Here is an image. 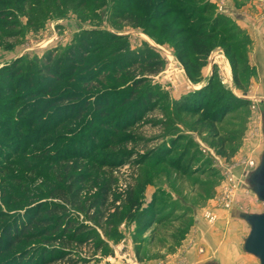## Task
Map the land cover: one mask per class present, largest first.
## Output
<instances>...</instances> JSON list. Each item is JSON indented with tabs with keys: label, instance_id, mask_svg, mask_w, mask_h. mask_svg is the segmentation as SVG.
Returning a JSON list of instances; mask_svg holds the SVG:
<instances>
[{
	"label": "rangeland",
	"instance_id": "rangeland-1",
	"mask_svg": "<svg viewBox=\"0 0 264 264\" xmlns=\"http://www.w3.org/2000/svg\"><path fill=\"white\" fill-rule=\"evenodd\" d=\"M53 1H39L35 7L42 13L31 22L18 4L0 5V234L16 219H25L34 204L57 201L65 203L74 225L85 226L84 240L72 239L70 231L61 241H27L1 254L0 264L16 261L20 252L35 257L42 249L52 257L47 249L54 247V259L47 264H187L182 247L187 238L205 256L197 264H260L243 249L250 225L241 214L261 212L264 203L255 207L240 197L248 191L256 195L250 174L264 150V93L252 98L239 93L253 81L255 67L244 58L233 67L220 44L221 37L235 31L217 26L207 39L213 47L207 56L190 44L197 50L189 56L191 77L180 57L183 45L176 44L189 32L175 34L174 29L208 18L196 14L192 21L169 22L179 17L178 9L197 13L199 0H161L148 22L153 0H139L144 5L133 16L121 13L131 5L127 0H90L76 10ZM14 19L17 32H9ZM135 21L141 25L134 26ZM239 37L230 39L236 52L249 45L247 38L237 44ZM81 38L104 49L87 48L84 55L75 51L68 58ZM217 48L227 57L211 64L209 54ZM108 51L112 56L102 59ZM50 52L53 72L45 73ZM60 57L63 62L56 63ZM154 60L162 69L145 72L143 67ZM12 68L16 74L10 80L4 72ZM58 71L62 75L53 80ZM134 77L147 80L134 100L119 104ZM45 84L53 91L42 92ZM199 84L214 99L203 109L200 100L190 98L197 95L187 92ZM147 85L155 89L145 97ZM102 94L108 96L107 109L113 108L107 122L94 105ZM140 95L146 107L138 105ZM62 97L71 98L61 102ZM25 108L30 110L21 114ZM126 113L130 121L122 119ZM47 120L50 131L40 136L37 129ZM9 124L11 132L5 129ZM80 173L85 180L69 186ZM58 186L65 199L54 197Z\"/></svg>",
	"mask_w": 264,
	"mask_h": 264
},
{
	"label": "trees",
	"instance_id": "trees-1",
	"mask_svg": "<svg viewBox=\"0 0 264 264\" xmlns=\"http://www.w3.org/2000/svg\"><path fill=\"white\" fill-rule=\"evenodd\" d=\"M39 1H47V0H0V5L6 6V8H13L12 6H16L17 4L20 6V9L27 13L29 15V22L34 20V17H39L38 14H41L42 12H40L38 9H36V4H38ZM90 0H54V4L56 5V7H62L64 9H68L69 7H72V10H76V8H82L85 5H87V2ZM131 5L129 7V9L127 8H122L121 9V13H125L128 14L130 16H133V12L137 11H141L142 7H143V3L138 2L139 0H127ZM161 0H153L152 4H151V12L148 14V18H147V22L152 19L155 16V9L158 6L159 2ZM46 4V3H45ZM143 4V5H142ZM199 7L198 12L196 13V11L192 10L190 12H187L186 9L183 10H177V13H179V17L175 18L173 20H171L169 22V25H177V22H180L182 19L184 21H192L195 17L196 14H202L204 16H207V21H203L200 22L198 24L196 23H190L188 24L189 26L185 29H181V28H176L174 29V33L175 34H181L183 32H189V35L187 37H185L183 40H178L176 44H181L183 45L181 51H180V57L181 59L184 61L185 66H186V70H187V74L191 75L190 73V63H189V56L193 51H197L195 48H193V50L190 49V44H192L193 46H199V52L201 53H205L206 56L208 55V53L210 52V49L213 48L212 45H208L207 44V39H209L210 37L213 38V36L217 33V26L223 25L224 27L222 29L226 30L228 28H232L233 32L232 35H228V36H224L221 37L219 42L220 44L225 46V52L230 55L231 57V61H232V65L233 67H236V63H238L241 58H244L246 60L247 59V55H246V49L247 47H240L237 50L239 52H236V49H233L232 45H230V39H232L234 36L236 37H240L237 38L239 43L240 40L247 38L246 36H242L240 34V29L239 27H237L236 25L230 24L229 22H226L225 20H223L220 17H214L213 16V10L212 7L207 4L205 2V0H199L198 2H196V5ZM12 12L10 14H14V9H9ZM35 10V11H32ZM65 11V10H63ZM85 13L84 10L81 12V14ZM47 15V12L44 13V15ZM5 16V14L3 15ZM84 18V14L81 15ZM142 16V15H140ZM135 17L137 18V15H135ZM142 18V17H141ZM139 19H136V21ZM133 22L132 24L134 26H138L141 25V22ZM147 22H144L143 24H146ZM17 24H18V20L14 19L9 25H7L9 32H17L15 30H17ZM193 25H198V26H193ZM202 25H204L205 27H203ZM96 33V32H95ZM235 34V35H233ZM111 37H115V34H111ZM247 41H249V39L247 38ZM248 43V42H247ZM92 46V47H91ZM87 44L86 41L84 39L81 38V41L79 42L78 46H72L70 48V55H68V58L73 59L75 57V51H81L82 54L84 55L87 51H89V49L87 48H93V51H97V48L99 49H104L103 45H99V44ZM247 46V45H246ZM76 49V50H74ZM113 51H108L105 52L102 56V59H108L112 56ZM82 55V56H83ZM46 62L44 64L43 67V71L45 73H49V72H53V69L51 67V63L53 62V58H54V54L53 52H50L49 54H47L46 56ZM154 57H157V55L155 54ZM146 57H144L145 59ZM63 62V59L60 57L56 63L61 64ZM144 62V61H143ZM160 61H152L151 64H149V67H143L144 71L150 74H154L159 72L162 69V65L161 63H159ZM249 62V61H248ZM109 64V63H108ZM144 65V64H143ZM142 65V66H143ZM71 67H76L77 66V61L72 63L70 65ZM109 66V65H108ZM246 66V65H243ZM73 68L71 70H73ZM42 70V69H41ZM11 74H16V71L12 68L10 71H5L4 75L9 78L10 80L13 79V75ZM58 77H53V80H56L57 78H60V71H58L57 73ZM190 77V76H189ZM192 77V75H191ZM30 79L31 82L34 81V75L30 74V76L28 77ZM147 79L145 77H139L136 78L134 77L132 79V86H131V91L123 94L124 96L122 97V101H120L119 104H121L122 102H124V104H126L128 101L134 100V98L136 97V91L138 90V87L143 86V84L145 83ZM214 77H212L210 79V84L211 82H213ZM21 85V83H19V86ZM209 86V84H208ZM207 86L198 89L196 91H193L189 94H196L198 96V98L196 97H192L190 96V98L193 99H198L201 102L199 103L200 108L203 109L202 106L208 105V103L213 102V98L211 99V96L209 97V95H211L210 90L208 92V90L206 89ZM44 90L42 92H50L53 91V89H50V86L48 84L43 85L42 87ZM13 89V88H12ZM6 89L7 91H13V93L17 90V89ZM154 86L153 85H147L146 89H144L145 93L143 94L145 97L147 96V94H149L150 96L152 95L153 91H154ZM0 89V93H1ZM189 95L187 94L184 99H188ZM222 96V95H221ZM227 96V95H225ZM205 97V98H204ZM71 97H62V99H60L61 102H65L66 100H69ZM209 98V99H208ZM227 98V97H226ZM231 98V100H226L225 103V108L227 109L232 103H233V98L234 97H229ZM238 98V97H237ZM137 99V98H136ZM139 100V99H138ZM239 100V99H237ZM140 101L141 103L138 102V105H141L146 107L147 105L144 103L143 101V96L140 95ZM109 102L108 96L106 94H102L100 97H98L94 103L95 107H97V111H99V113L101 114V116H105L104 121L107 122L106 117L108 118V116H110L112 114L113 108L111 109H107V104ZM117 101H114V104H118L116 103ZM245 102H247L245 100ZM194 103V101H193ZM239 104V103H238ZM6 106L8 109H10V105L6 104L4 105ZM236 106V105H235ZM143 107V108H144ZM30 108V107H29ZM29 108H25L23 109V112L21 114H24L25 112L29 111ZM48 110V109H47ZM148 110V109H147ZM141 108L138 107V111L140 112ZM230 111V109L228 110V112ZM142 112V111H141ZM135 113V112H134ZM128 113L121 115V117L123 116L124 118H127V120H131L128 118ZM69 114L66 115V117L68 118ZM134 119H136L138 117V115H134ZM122 117V119H123ZM131 118V117H130ZM11 121V120H10ZM50 120H47L46 124H44L42 127H39L37 129V131H39V135H46L49 133L50 131ZM33 124V123H32ZM113 125H120V121H118V124H116L115 122L111 123ZM17 125V124H16ZM31 126V124H29ZM34 126V124L32 125ZM114 126V127H115ZM4 126L0 124V130H4L3 128ZM5 129H8V132H11V124L9 125H5ZM6 131V132H7ZM6 132H3L4 134H7ZM9 134V133H8ZM84 158V156H82ZM85 180V175L80 173V175L78 177H72L71 180L69 181V186H73L74 183L76 181L79 182H83ZM56 190L59 192L58 194L54 193V197L60 198V199H65L66 198V192L64 190L63 187L58 186L56 187ZM66 205L63 202H57V201H50L49 203H37L34 204V207L31 208L29 211L26 212L27 217L23 220L17 221V219L15 220L14 224H8L6 225L3 229L2 232L0 234V255L10 251L11 249H13L14 247H16L17 245L26 243L27 241H31V240H35V239H39V238H44V240L46 241H61L64 240L67 236H69L71 233V237L76 238L78 241L83 242V238L82 236L84 235V225L80 224V225H74V223L69 219L68 215L65 213L66 212ZM4 215V213L0 212V219L1 217ZM74 227V231H72ZM71 231V233L69 234V232ZM81 234V237L77 238V235ZM45 249H42V253L36 255L35 257H33V255L29 256V255H25L20 252L21 257H18L16 259V261L10 262V264H47L48 262H50L51 260L54 259L53 255L55 254L54 252H56L57 248L54 247L51 250L47 249V251L49 252V254H51L50 256L52 257H47V255H45L44 252ZM46 251V252H47ZM44 252V253H43ZM16 262V263H15Z\"/></svg>",
	"mask_w": 264,
	"mask_h": 264
},
{
	"label": "crops",
	"instance_id": "crops-1",
	"mask_svg": "<svg viewBox=\"0 0 264 264\" xmlns=\"http://www.w3.org/2000/svg\"><path fill=\"white\" fill-rule=\"evenodd\" d=\"M212 7L214 17H220L240 29V34L249 39L246 49L247 59L255 67V76L247 90H241L242 96L252 98L255 93H264V0H205ZM226 53L217 48L209 54L211 64L219 63L221 58H226ZM222 60V59H221ZM185 79H189L185 74ZM191 81V80H190ZM201 85H192L187 92L198 90ZM192 87V88H191ZM237 92V94H239ZM239 96V95H237ZM244 193L242 199L251 201L252 206H260L256 195ZM245 200V201H246ZM243 201V200H242ZM256 211L252 210L251 212ZM183 250L186 251L185 263L197 264L205 256L199 255L194 246L191 247L190 239L183 240ZM182 251V250H181Z\"/></svg>",
	"mask_w": 264,
	"mask_h": 264
},
{
	"label": "water",
	"instance_id": "water-1",
	"mask_svg": "<svg viewBox=\"0 0 264 264\" xmlns=\"http://www.w3.org/2000/svg\"><path fill=\"white\" fill-rule=\"evenodd\" d=\"M250 183L257 198L264 203V150L259 164L250 174ZM241 216L250 225V231L244 239L243 249L257 257L260 264H264V208L261 212L242 213Z\"/></svg>",
	"mask_w": 264,
	"mask_h": 264
},
{
	"label": "built area",
	"instance_id": "built-area-1",
	"mask_svg": "<svg viewBox=\"0 0 264 264\" xmlns=\"http://www.w3.org/2000/svg\"><path fill=\"white\" fill-rule=\"evenodd\" d=\"M232 180V179H231ZM233 185H234V182H233ZM235 186V185H234ZM207 217L210 218V219H214V216L211 215L210 213L207 214Z\"/></svg>",
	"mask_w": 264,
	"mask_h": 264
}]
</instances>
